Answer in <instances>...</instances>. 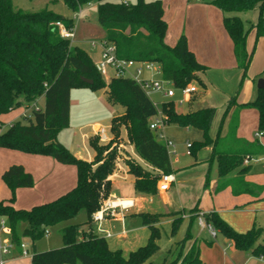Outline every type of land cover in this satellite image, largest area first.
I'll use <instances>...</instances> for the list:
<instances>
[{"label":"trees","instance_id":"obj_1","mask_svg":"<svg viewBox=\"0 0 264 264\" xmlns=\"http://www.w3.org/2000/svg\"><path fill=\"white\" fill-rule=\"evenodd\" d=\"M62 1L74 13L96 4V22L103 32L102 40L114 46L118 59L159 65L161 79L176 89L194 82L205 87L197 76L205 71V67L198 63L188 48L185 36L180 35L173 46L165 44L167 24L159 0H136L134 4L108 0ZM209 3L224 14V30L232 43L237 66L245 75L253 54L247 50L248 34L254 31L255 40L264 37V0H210ZM255 7L258 8L256 23H251L247 30H244L239 17L226 16L229 13H247ZM57 21L68 28L75 24L71 17L47 9L25 12L14 6V0H0V117L23 105L35 104L40 98L44 100L43 109H32L30 116L23 114V120L13 122L0 132V149L49 157L59 164L73 166L77 175L76 185L50 202L30 209L16 208L13 205L16 191L32 188L34 181L21 165L12 164L1 174L10 197L0 201V220L3 219L10 229L9 239L13 247L19 248L24 241H30L34 247L30 264H151L150 259L159 249L158 224L163 217H171V234H174L181 224L179 213L139 214L142 224L149 230V237L145 245L127 257L120 250H111L105 238L94 232L91 216L110 194L109 178L117 170V153L112 145L120 139L121 128L125 130L126 140L133 146L135 154L153 170L125 161L128 174L135 178V189L140 188L142 182L145 192L153 195L160 175L172 174L167 148L149 129V122L158 114V109L133 79H104L85 50L59 36L53 26ZM263 73L254 81L263 78ZM82 78L90 80L91 84L83 82ZM77 88L103 91L110 105H119L124 110L111 120L112 139L108 143H99L96 136L88 139V146L94 153L91 161L77 158L57 141L58 134L69 126L70 92ZM197 100L196 95L190 97V109L186 113L177 112L171 101L162 103L159 112L165 125L201 132L202 139L191 143L190 155L195 156L198 151L211 148L209 162L216 161L219 180L215 192L230 188L233 195L247 194L257 200L260 190L243 178L248 172L243 159L248 155H262L263 148L257 140L248 142L238 138L236 130L238 110L254 108L258 132H263L264 90L256 89V97L249 103L238 104L237 96L232 97L214 138L210 137L209 131L216 110L208 106L192 108L191 104ZM232 107L236 111L230 113ZM229 113L227 133L221 138L220 130ZM2 125L0 121V129ZM236 170L237 176L229 178V174ZM80 213L85 215V221L67 225L61 230L63 245L60 248L35 250V242L43 238L49 228L70 222ZM190 213L195 220L197 207ZM203 217L205 223L231 241L236 250L264 259V243H260L264 231L261 228L252 226L246 232L238 233L217 213L203 214ZM189 236L188 227L186 238ZM186 240L184 238L179 244ZM170 254L171 250H168ZM162 264H200L198 248L194 245L186 252L181 249L174 260L168 261L167 256Z\"/></svg>","mask_w":264,"mask_h":264},{"label":"rangeland","instance_id":"obj_2","mask_svg":"<svg viewBox=\"0 0 264 264\" xmlns=\"http://www.w3.org/2000/svg\"><path fill=\"white\" fill-rule=\"evenodd\" d=\"M145 2H153L155 0H144ZM163 9V18L167 24L166 35H174L177 30H180V33H184L186 38L192 31L190 35L196 36L198 30H204L208 33L210 32L208 12L205 10H200L191 8L193 4L190 0H159ZM111 3H122L128 2L129 4H134L136 0H108ZM210 0H203L201 5H206L205 7L211 9L215 13H221L216 7L211 5ZM180 5L181 8H177ZM14 6L17 9H20L25 12H38L43 9L50 10L58 15L72 18L74 12L69 10L63 3L62 0H14ZM189 6V8H188ZM187 11V12H186ZM223 16V13H222ZM226 16H237L243 22L244 30H247L251 23H256L257 16L254 11L247 13H229ZM212 20V21H211ZM211 25L214 23V15L211 19ZM219 26L222 28V31L225 32L222 18H219ZM76 26V41L74 45L79 46L81 49L85 50L91 57L93 63L97 66L99 62L98 54L90 46V42L93 41L98 43L102 40L103 36L100 34L101 28L97 25L96 22V4H90L82 8V12L79 14L78 20L75 22ZM214 27V25H212ZM192 30V31H191ZM211 33V32H210ZM226 34V32H225ZM227 35V34H226ZM228 36V35H227ZM176 42V41H174ZM247 50L248 52L253 51L250 64L243 74V70L239 67L232 66L226 69H213L206 68L203 73H198V78L201 82L204 83L205 87L201 86L199 83L194 82L190 83L187 86H195L197 92L195 93L198 100L191 104L192 108L199 107V103H206L207 106H211L217 110L210 130V135L215 136L213 132L218 130L220 121L222 118L223 110L225 109L228 101L237 96V100L241 101H253L256 97V83L253 81V77L264 68V39L255 40L254 31L250 32L247 37ZM109 77H112L113 72L108 69ZM264 77V73H263ZM156 80H160V77L157 76ZM207 81V82H206ZM206 82V83H205ZM257 82V80H256ZM148 97L155 104L158 109V112L161 109V104L166 102H173L174 107L179 113H186L190 109L189 102L183 104H178L180 93L175 90V95L172 98H165L160 93L147 92ZM194 95V94H193ZM95 98L102 99L104 101L102 110L97 111H88L90 104ZM70 101L72 102L71 107V126L62 130L57 137V141L62 144L68 142L73 135V143L79 146L80 157H77L83 161H88V158L93 156V151L89 148L88 142L86 141V147L84 150L83 145H81L80 134L81 132L75 129L74 127L79 126L78 124H84V122L89 123V127L83 129V132L91 134V125L98 124L100 128H103L106 132V136L109 138L107 142H101V144L108 143L111 139L110 124L113 117L121 115L123 113V108L119 105H110L107 102V95L103 91L93 92L87 88H77L73 89L70 92ZM199 101V102H198ZM77 103H81L77 105ZM39 109H43L44 100L40 99L36 103ZM34 103L29 105H23L14 111L10 112L7 115H4L1 119L4 124L2 125L0 132L8 128L11 122H15L22 119V114L27 116L31 115L32 109L35 106ZM83 107V108H82ZM85 107L87 110H85ZM83 109V110H82ZM240 117V125L238 133L241 137L246 138L247 140L257 139L253 134L258 131V120L257 112L254 108H243L238 115ZM82 122V123H80ZM228 119H224L222 125V131L227 127ZM164 132L168 133L174 145L175 154H170V163L172 167L173 174L177 178V186L179 183V191L175 193L174 197L168 202H162L160 199L155 196H151L148 200L151 203L144 205L142 213H175L179 212L183 218H188L191 210L196 205L197 208L204 206L206 197L210 198L206 192L205 180L208 178L209 182H212L217 177V164L213 160L210 164L209 162V152L207 149H202L196 153V155L187 154L186 143H192L195 141H200L202 139V134L196 129H182L176 125H165ZM215 131V132H216ZM214 132V133H215ZM263 137H261L260 142L264 144V130ZM125 130L121 128L120 130V139H117L112 147H115L117 153L116 164L118 162L124 163L125 161L135 160L133 158L134 148L130 145L126 139ZM97 137V136H96ZM98 138V137H97ZM63 145V144H62ZM67 148V147H66ZM89 151V154L86 152ZM71 152V151H70ZM72 153V152H71ZM73 154V153H72ZM75 156V155H74ZM27 157L24 153H19L15 151H9L0 149V166L2 165H19L22 164L20 158ZM142 168V163L139 164ZM251 164V163H250ZM256 164L252 162V165ZM144 169V168H143ZM234 173H231L233 175ZM115 185L113 189L121 190V185L118 180H115ZM160 182L157 181L156 189ZM0 201L7 200L10 197L9 189L4 185L0 177ZM129 195V194H128ZM17 196V195H16ZM132 197H135L134 193H131ZM109 198V196L107 197ZM13 205L16 208L30 209L35 205L30 198L24 196L16 197ZM198 216V214H197ZM128 219H132L130 227H126V235L124 239L116 237V230L112 229L110 225H107V222H103L102 226L105 229H108L107 232L114 234L112 238H106L107 244L111 250H120L124 257L136 250L137 248L146 244L149 237V230L147 227L142 225L141 218L137 214H131L126 216ZM205 219V218H204ZM85 221V215L80 213L76 218L67 223L58 224L52 228L48 229V234L35 242V249L37 252L41 250H50L55 248H60L63 245L60 230L67 225H76L81 224ZM205 221V220H204ZM135 222V224H134ZM133 223V224H132ZM115 226L114 223H110ZM119 225V224H117ZM94 232L98 234L96 226L94 225ZM137 227L136 229H134ZM189 227V233L196 237L198 236L201 246L199 247L201 258L203 259H214L216 256V247L219 250H225L227 242L224 240V237L217 232L215 239H212L206 230H200L199 225L197 224V218L191 222L184 220L181 222L179 228L174 234H171V225L163 224L159 228V239L157 241L158 251L150 259L151 264H162L163 259L168 256V259L174 260L177 257V253H171L168 255V250L171 247H175L174 244L182 241L186 235V228ZM133 228V229H132ZM122 230V228H121ZM217 231V230H216ZM99 236H101L99 234ZM2 241L6 243L8 237L2 235ZM260 243H264V238L261 237ZM26 247L29 250V257L20 258L17 264H28L30 261V256L33 252V246L30 241H25ZM179 246V245H178ZM178 248V247H177ZM177 248L175 251H177ZM180 249V247H179ZM174 251V252H175ZM218 252V251H217ZM179 253V252H178ZM228 255V253L226 252ZM258 258V257H257ZM236 258L235 261H237ZM251 260V261H250ZM249 260V263L246 264H258L253 258ZM10 261V260H9Z\"/></svg>","mask_w":264,"mask_h":264},{"label":"crops","instance_id":"obj_3","mask_svg":"<svg viewBox=\"0 0 264 264\" xmlns=\"http://www.w3.org/2000/svg\"><path fill=\"white\" fill-rule=\"evenodd\" d=\"M190 1L193 3L191 5V8H194V9L200 8V10H205L206 12L209 13L208 14V19H209L208 23H209V27H212L209 29L211 33L209 31L207 33L204 30H198L196 36H193V35H190L193 33V31L191 30L192 32L186 36L188 48L194 54L198 63H200L201 65H203L206 68H213V69H217V70L226 69V68H229L232 66L238 67L235 56H234L232 43H231L229 37L225 34L224 31H222V28L219 26V23H220L219 18H222V21H223L224 14L222 16V12H221L219 15V13H215L214 11H211V9L205 7L206 5H201L203 0H200V1L190 0ZM124 3H128V2H124ZM177 8H181L180 5H178ZM188 8H189V6H188ZM254 10H255V13L257 16L258 15V8L255 7L252 11H254ZM81 12H82V9H81ZM213 15H214V23L212 25H214V27L211 25V21H212L211 19H212ZM100 32H101L100 34L103 36V32L102 31H100ZM75 33H77L76 30H75ZM180 35H184V33H180V30H177L176 34H174V35L172 34V35H170V37H169V35H165V37H164L165 44H167L168 46H173L176 43L174 41H177V39L179 38ZM259 39H264V37H260ZM75 41H76V38H75ZM91 48L94 50L95 53L98 54V58H99L100 57V49L98 47H91ZM263 71H264V68L261 71H259L253 77V79L257 75L262 73ZM144 77L145 78L149 77V73H144ZM263 79H264V77H263ZM40 99H42V98H40ZM237 102H238V104H244V103H249L252 101H241V102H239L237 100ZM89 103L90 104L93 103V104L91 106H89L88 111L92 110L96 113L97 111L102 110L104 101H102V99L95 98L94 100H92V102H89ZM80 104L81 103H77V105H80ZM199 105H200L199 107L207 106L206 103H202V102H200ZM71 107H72V102L70 101L69 126H71L70 125L71 124L70 123L71 122ZM208 107H211V106H208ZM242 109L238 110L239 111L238 115L240 114V111ZM85 110H87L86 107H85ZM224 110H223V112H224ZM233 111H236L235 107H232V109L230 110V113ZM216 112H217V110H216ZM230 113L226 117L228 119V122H229ZM2 118H3V116L0 117V121L4 124V122L1 120ZM12 123L13 122H11V124ZM80 123H82V122H80ZM78 125L79 126L74 127V128L81 132L80 140H81V145H83V147H84V146H86V141L88 142L89 138L96 136V129L99 126H98V124H92L91 125V134H89L87 132L82 131L83 129H86L89 127V125H90L89 123L84 122V124H78ZM239 125H240V117L238 116V126H237V130H236L237 137L244 139L248 142H252V141L257 140L263 148V153H262V155H263L264 154V144L262 142H260L261 137H263V133L260 137H256V134L258 133V131H257L255 134H253L255 136V138H257V139L247 140L246 138L241 137L239 135V133H238ZM227 129H228V127H226L224 129V131H222V127H221V130H220V137L221 138L226 135ZM210 130H211V128H210ZM215 131H216V128H215ZM214 132H213V134L216 136L218 130L215 133ZM163 134L167 139L171 140L169 134L164 132V130H163ZM209 135H210V131H209ZM215 136L210 135L211 138H214ZM73 138H74V132H73L72 138L68 142H65L62 144L65 147H67L68 150L73 153V155H75L76 157H80V152H79L80 148L78 145L73 143V140H72ZM110 138L111 137H109V138L107 137L108 140ZM124 138L126 139V133H125ZM173 145H175V143H173ZM85 148L86 147H84V150H87ZM206 149L209 152V154H211V150H210L211 148L208 147ZM86 152L89 154V151H86ZM174 152H175V150H174ZM92 158H93V156L88 158V161H91ZM133 158H134L136 163H138V162H139V164L142 163V166H145V167H143L144 169H146L148 171H153L152 168L149 167L147 164H145L135 153H133ZM209 158H210V156H209ZM20 159L22 161V164H19V165H21L26 172L31 174L33 181H34V185L30 189H18L16 191V195H17L16 197L17 198H18V196L28 197L31 199V201L33 203H35V205H39V204L47 203V202H50V201L56 199L60 195L71 190L76 185L77 175H76V169L73 166L62 165V164L55 162L54 160H52L49 157H43V156L27 155V157H22ZM255 163L256 164H254V165H252V163L248 165V172L243 176V178H244L245 182L253 184L254 186H256L260 190V193L258 195L259 197L257 200L253 199V197H251L247 194L233 195L230 188H224L223 190H221L219 192H215V189H216L218 182H219L218 173H217L216 179L213 180L212 182H209L208 178H206V180H205V184H206V181L208 183L205 186L206 192L203 194H204V196H205V194H208V196L210 198L206 197V201H205L204 206H202L201 208H199V207L197 208L198 214L199 213L208 214V213H212V212L217 213L222 220H224L233 230H235L238 233H244L247 230H249L250 228H252V226L259 227L264 231V159L259 161V162H255ZM7 165L5 164V165L0 166V177H1V174L10 166V165L9 166H7ZM116 166H117V170L109 178L110 183H111L109 197L110 198L116 197V198L132 199L134 202V207L132 209H130L127 213H125L123 215L122 219L119 217L117 219H107L104 222H107L108 226L110 225V227L112 229L116 230L115 234H116L117 238L124 239L123 237L126 235V227L127 226L130 227L131 221H132V219H128L126 216L131 215V214H137V215L141 214L143 209H144V205L151 203L150 200H148L151 196H155L156 198L160 199L162 202L170 201V199L172 197H174L175 193H178L180 186H179V183L177 186L178 181H177V178L173 174V171H172L171 175H173L174 181L170 184L168 190L159 191L158 189H156L153 195H149L145 192V189L142 186V182L140 183V188H138V189L134 188L135 178L132 175L128 174L127 167L125 166L124 163L118 162L116 164ZM232 173H234V174L231 175V173H230L228 176L229 178L237 176V170L233 171ZM115 180H118V182H120L119 184L121 185V190L113 189L115 182H116ZM0 190H2L1 186H0ZM131 193H134L135 197L130 196ZM195 207H197V206L195 205L194 208ZM173 213H170V214H173ZM175 213H179V212H175ZM152 214L168 215L167 213H152ZM179 216L181 217V222L183 221V219L188 220L189 222L193 221L192 220L193 216L191 213H190L188 218H183V216L180 213H179ZM171 222H172L171 217H163L161 222L158 224V226L160 228V226H162L163 224H170L171 225ZM110 223H114L115 226L110 224ZM117 224H119V225H117ZM134 224H135V222H134ZM121 228H122V230H121ZM136 228L137 227H135L134 229H136ZM103 229L106 231L108 230V229H105L104 227H103ZM61 230H60V233H61ZM200 230L203 231L206 229L200 228ZM186 231H187V228H186ZM111 233H110L111 236L109 238H112L114 235ZM5 236H7V235H5ZM7 237L9 239V236H7ZM185 239H187V240L183 244H179L181 242L180 241V242H178V244L177 243L174 244L175 247L169 248V250H171V253H175V254L177 253L178 254L179 250H181V249L184 252H186L189 250V248L196 245L198 248V251H199L200 264H246V263H249V260L251 258H253V260L258 262V264H264V259L257 258L255 256L251 255L249 252H240V251L236 250L233 243L231 241L227 240L226 238H224V240L228 244H227L225 250H219L216 247V252H215L216 256L214 259H211V260L203 259V258H201V253L199 250L201 243H200L198 236L193 237L190 234V236L186 238V235H185ZM260 240H261V238H260ZM23 244L25 245V249L29 253V250L26 247L25 241L23 242ZM179 247H180V249H179ZM176 248H177V251H175ZM41 251H44V250H41ZM21 252H22L21 247H19V248L14 247L12 249L10 255L8 257H6V263L5 264H17L19 261H16V260H19L20 258H24V256H21ZM226 252L228 253V255L226 254ZM26 257H29V256H25V258ZM236 258H238L237 261H235ZM168 261H170V260L168 259ZM28 264H30V261Z\"/></svg>","mask_w":264,"mask_h":264},{"label":"built area","instance_id":"obj_4","mask_svg":"<svg viewBox=\"0 0 264 264\" xmlns=\"http://www.w3.org/2000/svg\"><path fill=\"white\" fill-rule=\"evenodd\" d=\"M200 1V0H194ZM79 12L73 14L72 19L74 23L78 20ZM59 36L63 39L69 40L70 43H74L76 38L75 29L76 26L68 28L64 23L57 21L53 23ZM91 47H98L100 49L99 62L97 64V69L104 79H110L108 75V69L113 72L112 77H126L136 81L146 92L160 93L165 98H172L175 95V90L180 93V99L178 104H183L187 102L190 97L197 92L195 86H186L184 88L176 89L171 83L161 79V68L159 65L154 63H139L132 60L118 59L115 55V48L113 45L106 43L104 40H100L98 43L93 41L90 42ZM144 73H149V77L145 78ZM156 76H160V80H156ZM37 110L38 107L34 106ZM26 115V114H24ZM165 127L164 117L158 112L149 122V129L156 133L157 139L164 143L167 148L168 154H174L173 142L167 139L163 134V129ZM261 132L256 134V137H260ZM96 136L101 142H107L106 132L103 128L98 127L96 129ZM191 143H186L187 154H190ZM264 159L263 155L258 156H245L243 159V165L247 166L252 162H259ZM174 181L173 175L161 174L159 178L160 185L158 186L159 191L168 190L170 184ZM134 207V202L132 199L126 198H106L104 199L99 208L92 214L91 221L93 225L96 226L98 235L100 234L104 238H109L111 235L109 232L103 229L102 223L107 219H117L123 218V215L127 213L130 209ZM197 224L201 229H206L209 236L215 239L217 232L211 225L206 224L204 221L203 213H199L197 216ZM10 229L6 225L3 219L0 220V264L6 263V257H8L14 248L10 239L6 243L2 241V235L9 236ZM48 234L46 231L45 236ZM22 252L21 256H29L28 251L25 249V245L22 243L20 245ZM262 259V258H260Z\"/></svg>","mask_w":264,"mask_h":264},{"label":"water","instance_id":"obj_5","mask_svg":"<svg viewBox=\"0 0 264 264\" xmlns=\"http://www.w3.org/2000/svg\"><path fill=\"white\" fill-rule=\"evenodd\" d=\"M82 81L87 83V84H91L90 80L82 78ZM256 89H263L264 90V79L263 78H260V79L257 80Z\"/></svg>","mask_w":264,"mask_h":264}]
</instances>
